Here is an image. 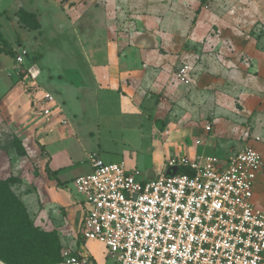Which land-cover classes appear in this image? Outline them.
I'll list each match as a JSON object with an SVG mask.
<instances>
[{
  "label": "rangeland",
  "instance_id": "374dc122",
  "mask_svg": "<svg viewBox=\"0 0 264 264\" xmlns=\"http://www.w3.org/2000/svg\"><path fill=\"white\" fill-rule=\"evenodd\" d=\"M22 53L41 70L35 89L9 71ZM112 53L147 60L150 79L130 93L111 87V77L100 81L92 67L107 66ZM184 62L193 69L188 85L176 79ZM1 88L0 182L19 180L12 190L35 226L57 233L59 251L111 264L101 244L78 239L83 197L74 179L90 173L88 154L122 160L149 179L168 158L194 152L224 159L249 144L264 158V0H0ZM39 106L66 125L54 114L45 124ZM52 188L62 199L49 204Z\"/></svg>",
  "mask_w": 264,
  "mask_h": 264
},
{
  "label": "built area",
  "instance_id": "2783aa9c",
  "mask_svg": "<svg viewBox=\"0 0 264 264\" xmlns=\"http://www.w3.org/2000/svg\"><path fill=\"white\" fill-rule=\"evenodd\" d=\"M24 62V53L15 56L18 74L35 89L40 70ZM192 78L191 64L181 63L176 79L188 85ZM41 101L47 104L52 97L46 94ZM52 114L58 125L66 124L60 113L47 107L36 113L45 124ZM87 161L90 173L74 179L83 197L77 202L78 239L80 244H101L104 260L110 259L111 264H264V206L253 200L264 162L253 146L244 145L224 159L206 154L170 157L153 179L124 161L106 162L96 153L88 154ZM172 168L176 172L167 177ZM56 264L97 263L86 252L63 249Z\"/></svg>",
  "mask_w": 264,
  "mask_h": 264
},
{
  "label": "trees",
  "instance_id": "16d2710c",
  "mask_svg": "<svg viewBox=\"0 0 264 264\" xmlns=\"http://www.w3.org/2000/svg\"><path fill=\"white\" fill-rule=\"evenodd\" d=\"M27 17L32 22L28 27L38 28L34 15L24 13L21 19L26 20ZM14 142L16 151L26 155L20 141L14 138ZM45 170L50 175L47 167ZM18 182L15 178L0 182V264H56L61 252L58 235L33 224L25 204L12 190V185Z\"/></svg>",
  "mask_w": 264,
  "mask_h": 264
},
{
  "label": "crops",
  "instance_id": "0c3cea01",
  "mask_svg": "<svg viewBox=\"0 0 264 264\" xmlns=\"http://www.w3.org/2000/svg\"><path fill=\"white\" fill-rule=\"evenodd\" d=\"M195 13H196V11H195ZM111 35H112V33H111ZM119 42L120 41H118L117 39H112V36H111V49L113 48L114 52H116V50H120V48H119L120 47L119 46L120 43ZM110 59H111L110 63H108L107 66H105V65L104 66L103 65H95V67H92V70L94 71V74H97L98 77H100V81H101V79H103L102 77H104V78H106L108 80L111 77V87H112V83H115L118 86H123L124 90H127V92L123 90L124 92L130 93V92L136 91L137 88L141 87V85L146 83L151 77V74L148 73L149 70H147L148 69L147 63H146L147 60L139 61V60L136 59V60H132V61H126V60L121 61V60L118 59L116 54H115V57H114L113 53L111 54ZM29 64H34V63L26 62V59H25L24 66L25 65H29ZM15 67H16V63H15V57H14V59L12 60V64L10 65L9 71L15 77H18L17 68H15ZM157 68H158V72H156V73H159L160 69L164 68V66L161 65V66H159ZM156 73H153V74H156ZM40 74H41V70H40ZM156 75L159 76L158 74H156ZM2 91H3V89L1 88L0 93ZM121 98H122L121 100H125L126 103H124V104H128L130 106L129 109L131 111H135L136 110V108H137L136 103L128 102L129 98L127 96L126 97L122 96ZM27 106H28V108L30 107L29 104H27ZM0 109H1V105H0ZM28 112H29V110H28ZM55 120H57L56 117H55ZM50 125H48V127ZM59 132L62 133L61 131H59ZM61 135L63 136V133ZM48 136H46V137H48ZM46 137H45V139H46ZM45 139H44V142H45ZM239 150L240 149H236L235 152L239 151ZM232 153H234V152H232ZM196 154H199V153H195L194 152L192 155H188V156L192 157V156H194ZM200 154H205V153H200ZM208 155H211V154H208ZM223 155H225V157L227 156V154H224V153H223ZM214 156H218V155L214 154ZM48 160H49L48 163H50V161L52 162V159L51 160L48 159ZM263 162H264V158H263ZM52 170L55 171L56 169L52 168ZM263 186H264V166H263L262 171L257 176L256 183H255V186H254V198H253L255 204L261 205V206H264V198L260 197L259 195H260L261 192L264 193V191L260 192V190H261V188ZM48 192L49 193H47L46 196L48 198L49 204H50V202L52 203V200H56V199L57 200H61L62 199L61 196H59V194L57 193V191L55 189L52 188ZM260 199H263V200H260ZM61 206H64V204H62Z\"/></svg>",
  "mask_w": 264,
  "mask_h": 264
},
{
  "label": "water",
  "instance_id": "95a60500",
  "mask_svg": "<svg viewBox=\"0 0 264 264\" xmlns=\"http://www.w3.org/2000/svg\"><path fill=\"white\" fill-rule=\"evenodd\" d=\"M176 170H177L176 168H172V169L166 171L165 174H166L167 177H170L176 172Z\"/></svg>",
  "mask_w": 264,
  "mask_h": 264
}]
</instances>
